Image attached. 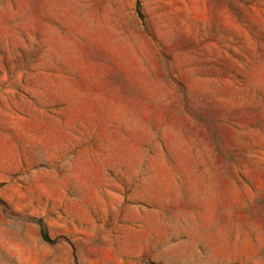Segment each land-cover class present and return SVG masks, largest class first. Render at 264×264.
Listing matches in <instances>:
<instances>
[{
	"label": "rangeland",
	"instance_id": "1",
	"mask_svg": "<svg viewBox=\"0 0 264 264\" xmlns=\"http://www.w3.org/2000/svg\"><path fill=\"white\" fill-rule=\"evenodd\" d=\"M0 264H264V0H0Z\"/></svg>",
	"mask_w": 264,
	"mask_h": 264
},
{
	"label": "trees",
	"instance_id": "2",
	"mask_svg": "<svg viewBox=\"0 0 264 264\" xmlns=\"http://www.w3.org/2000/svg\"><path fill=\"white\" fill-rule=\"evenodd\" d=\"M40 235H41V238L44 242H50L48 234L43 227L41 228Z\"/></svg>",
	"mask_w": 264,
	"mask_h": 264
}]
</instances>
